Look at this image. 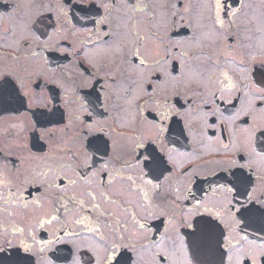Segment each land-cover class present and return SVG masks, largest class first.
Here are the masks:
<instances>
[{"label": "flooded vegetation", "instance_id": "flooded-vegetation-1", "mask_svg": "<svg viewBox=\"0 0 264 264\" xmlns=\"http://www.w3.org/2000/svg\"><path fill=\"white\" fill-rule=\"evenodd\" d=\"M223 4L0 0V264H264V0Z\"/></svg>", "mask_w": 264, "mask_h": 264}, {"label": "snow or ice", "instance_id": "snow-or-ice-1", "mask_svg": "<svg viewBox=\"0 0 264 264\" xmlns=\"http://www.w3.org/2000/svg\"><path fill=\"white\" fill-rule=\"evenodd\" d=\"M223 7H224L223 0H216V8H217L218 12H219V10H222ZM218 22L221 23V24L223 23L222 20H219ZM101 23H104V21H101ZM132 55L134 57H136L137 59H139V57L141 56V52L139 50H137V51H134L132 53ZM140 63L142 65L145 64V60H140ZM257 95L259 96V99H260L261 103L264 104V88L258 89L257 90ZM139 227L142 229L144 227V225L140 224Z\"/></svg>", "mask_w": 264, "mask_h": 264}, {"label": "water", "instance_id": "water-1", "mask_svg": "<svg viewBox=\"0 0 264 264\" xmlns=\"http://www.w3.org/2000/svg\"><path fill=\"white\" fill-rule=\"evenodd\" d=\"M35 143V142H34Z\"/></svg>", "mask_w": 264, "mask_h": 264}]
</instances>
